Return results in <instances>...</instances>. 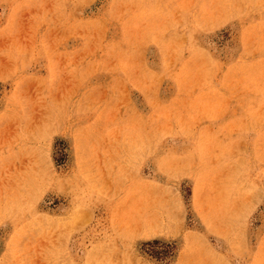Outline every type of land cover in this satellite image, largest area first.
I'll use <instances>...</instances> for the list:
<instances>
[{"label": "rangeland", "instance_id": "rangeland-1", "mask_svg": "<svg viewBox=\"0 0 264 264\" xmlns=\"http://www.w3.org/2000/svg\"><path fill=\"white\" fill-rule=\"evenodd\" d=\"M0 264H264V0H0Z\"/></svg>", "mask_w": 264, "mask_h": 264}]
</instances>
